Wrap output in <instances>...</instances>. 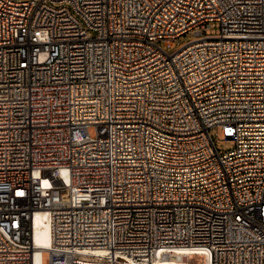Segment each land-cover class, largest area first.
I'll list each match as a JSON object with an SVG mask.
<instances>
[{
  "label": "built area",
  "instance_id": "2783aa9c",
  "mask_svg": "<svg viewBox=\"0 0 264 264\" xmlns=\"http://www.w3.org/2000/svg\"><path fill=\"white\" fill-rule=\"evenodd\" d=\"M179 250L264 264V0H0V264Z\"/></svg>",
  "mask_w": 264,
  "mask_h": 264
},
{
  "label": "bare ground",
  "instance_id": "6f19581e",
  "mask_svg": "<svg viewBox=\"0 0 264 264\" xmlns=\"http://www.w3.org/2000/svg\"><path fill=\"white\" fill-rule=\"evenodd\" d=\"M36 229L35 235L37 242L45 247H49L51 242L50 237V227L48 222L44 219L42 213H39L35 220ZM186 251L179 250L178 252H174L170 255V257L165 259H156V264H192L188 260V256ZM40 256V252L38 253V257ZM207 264H211L210 261Z\"/></svg>",
  "mask_w": 264,
  "mask_h": 264
},
{
  "label": "rangeland",
  "instance_id": "374dc122",
  "mask_svg": "<svg viewBox=\"0 0 264 264\" xmlns=\"http://www.w3.org/2000/svg\"><path fill=\"white\" fill-rule=\"evenodd\" d=\"M207 34L210 35H218L221 32L220 24L218 22H213L210 27L206 30ZM192 34H186L180 37L177 42L175 43L174 48L171 51L176 50L179 46L186 44L190 39H192ZM213 133H215V130H213ZM218 148L221 151H228L234 147V143L232 141H228L224 138H220L217 142ZM49 252L44 251L43 252V264H47V261L49 259ZM188 260L192 264H206V257L205 255L201 254H192L188 257Z\"/></svg>",
  "mask_w": 264,
  "mask_h": 264
}]
</instances>
